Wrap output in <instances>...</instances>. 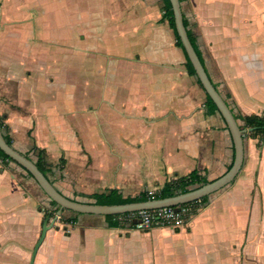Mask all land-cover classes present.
Wrapping results in <instances>:
<instances>
[{"label": "crops", "instance_id": "0c3cea01", "mask_svg": "<svg viewBox=\"0 0 264 264\" xmlns=\"http://www.w3.org/2000/svg\"><path fill=\"white\" fill-rule=\"evenodd\" d=\"M0 1V116L19 151L45 149L63 194L84 202L110 189L136 196L193 170L213 180L229 169L227 124L207 112L169 23L176 48L161 38L151 0ZM181 6L234 114L264 118V0ZM262 137L247 131L239 174L206 203L195 201L185 227H111L105 215L66 209L33 264H264ZM45 208L53 210L35 179L0 160V264H30L57 212L44 218Z\"/></svg>", "mask_w": 264, "mask_h": 264}, {"label": "water", "instance_id": "95a60500", "mask_svg": "<svg viewBox=\"0 0 264 264\" xmlns=\"http://www.w3.org/2000/svg\"><path fill=\"white\" fill-rule=\"evenodd\" d=\"M174 15L175 28L181 43L192 63L196 75L200 80L206 93L216 104L219 113L225 120L227 127L231 133L234 143V160L232 166L220 177L210 180L208 183L193 186L186 192L178 193L174 196L165 198H151L145 201L128 202L121 204H98L95 202H84L74 200L63 194L51 180L40 170L35 161L19 151L14 145H11L5 139L4 133L0 127V149L4 151L18 165L26 169L45 192V194L59 205L55 217L49 221L46 218L43 224L41 236L33 250L30 264L34 263L38 247L42 243L46 232L50 229L54 222L61 217L64 209L77 213H87L96 215H116L129 212H136L145 209H156L164 206H176L179 204L189 203L199 200L205 196H209L230 184L239 174L245 156L244 135L251 129L242 128L235 117L234 112L228 105L218 88L212 82L204 64L202 63L190 37L188 29L184 23V14L182 11L180 0H169Z\"/></svg>", "mask_w": 264, "mask_h": 264}, {"label": "trees", "instance_id": "16d2710c", "mask_svg": "<svg viewBox=\"0 0 264 264\" xmlns=\"http://www.w3.org/2000/svg\"><path fill=\"white\" fill-rule=\"evenodd\" d=\"M180 1L182 2V0H180ZM164 4H165V6H164L165 7L164 8V18H166L168 20L170 27L174 31V34L176 36V45L182 49V51L185 55L186 67H187L188 73L195 76L197 78L198 83L202 86L200 80L198 79V77L196 75V71H195L192 63L190 62V60L187 56V53H186V51H185V49L181 43V40L178 36V33L176 31L174 15H173V11L171 8L170 1L164 0ZM184 23L187 27L188 24H187V20L185 18H184ZM188 34H189V37H190V39H191V41H192V43L196 49L201 61H202L201 52L199 51V48H198L197 43H196V36L189 29H188ZM202 63H203V61H202ZM202 88H203V86H202ZM204 91H205V89H204ZM205 93H206V91H205ZM206 106H207V112L209 114L219 112L216 104L214 103V101L211 99V97L207 93H206ZM231 110L233 111L232 108H231ZM235 117L237 120L241 119L242 121H244V124L241 125L242 128H251L252 133H255V134L261 133L262 136H264V118L263 117H260L258 115H249V116H242L241 117L238 114H236ZM2 119H3V117L0 116V127L4 133L5 139L7 140V142L9 144L14 145L13 138L9 133V127L7 124L4 123V121ZM24 154L26 156L32 158L35 161V163L37 164V166L40 168V170L50 179L49 172L51 171L52 166H51V164H49L47 162V160L45 158V149L39 148L37 145H34L32 147V149L30 150V152L24 153ZM0 160L4 164H6L8 162L16 163L7 154H5L4 151L1 149H0ZM62 164H63V160H62ZM232 164H233V162H232ZM232 164L230 165V167L232 166ZM24 170L27 172V174L30 177L33 178V176L26 169H24ZM209 181L210 180L206 179L205 176H202L197 170H193L187 175L180 176L176 179H173V180L167 182L160 190H158V192L153 197L149 196L146 192L140 193L139 195H136V196H124L121 192H119L118 189H110V190H108L106 192H102V193L86 194L85 197H88L90 199H94V202L98 203V204H121V203H128V202L145 201V200H148L151 198H165V197L174 196L178 193L188 191L193 185H196V184L202 185V184L208 183ZM207 199H208V196H205L199 200L202 201L203 203H206ZM50 202H51V205L53 207V210L52 209L49 210V209L45 208L44 209V218H46L47 216H52L59 209V205L55 201L50 199ZM39 208L42 211L43 208H41L40 206H39ZM125 214H127V213H125ZM118 215L119 214L105 215L106 218L108 219V225L109 226L117 227L120 225V222L116 219Z\"/></svg>", "mask_w": 264, "mask_h": 264}, {"label": "built area", "instance_id": "2783aa9c", "mask_svg": "<svg viewBox=\"0 0 264 264\" xmlns=\"http://www.w3.org/2000/svg\"><path fill=\"white\" fill-rule=\"evenodd\" d=\"M264 139V136H263ZM157 192L148 191L149 196ZM195 201L176 206H164L156 209H145L127 214H119L117 220L120 223L138 230H150L158 227L183 228L185 227L195 209Z\"/></svg>", "mask_w": 264, "mask_h": 264}, {"label": "rangeland", "instance_id": "374dc122", "mask_svg": "<svg viewBox=\"0 0 264 264\" xmlns=\"http://www.w3.org/2000/svg\"><path fill=\"white\" fill-rule=\"evenodd\" d=\"M151 1L153 2V11H154V13H152V15H153L152 23H154L155 28L162 30L161 34H160L161 38L164 40V42L167 43V46H170L172 49L176 46L175 45V36H174L172 30L171 31L167 30V28H169V26L167 25L168 22L161 23L159 21L161 15H162V12H163V1L162 0H151ZM1 4H2V2L0 1V6H1ZM186 7H187V5H186ZM0 15H1V11H0ZM189 15H191L194 19V16L191 13ZM0 18H2V17H0ZM0 29H2V28L0 27ZM15 146L17 148H21V149L23 148V146L19 143V140H17V139H15ZM176 178H178V177H176ZM155 192H158V190H155Z\"/></svg>", "mask_w": 264, "mask_h": 264}]
</instances>
